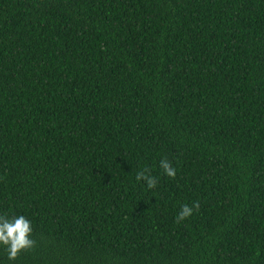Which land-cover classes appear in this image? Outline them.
Segmentation results:
<instances>
[{"label": "trees", "instance_id": "obj_1", "mask_svg": "<svg viewBox=\"0 0 264 264\" xmlns=\"http://www.w3.org/2000/svg\"><path fill=\"white\" fill-rule=\"evenodd\" d=\"M0 214V264H264V0H0Z\"/></svg>", "mask_w": 264, "mask_h": 264}, {"label": "clouds", "instance_id": "obj_2", "mask_svg": "<svg viewBox=\"0 0 264 264\" xmlns=\"http://www.w3.org/2000/svg\"><path fill=\"white\" fill-rule=\"evenodd\" d=\"M160 167L167 176L175 178L176 169L167 158L160 161ZM135 179L146 182L149 189H154L158 183L157 178L151 175L149 168L137 172ZM199 207L198 201L191 206L183 205L176 218V223L189 218L193 214V209L198 210ZM36 244L37 241L33 239L32 222L26 216L9 217L7 214H0V245L6 249L8 260L15 261L21 253L34 249Z\"/></svg>", "mask_w": 264, "mask_h": 264}]
</instances>
